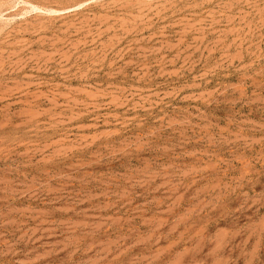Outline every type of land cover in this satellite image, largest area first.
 <instances>
[{
	"label": "rangeland",
	"instance_id": "1",
	"mask_svg": "<svg viewBox=\"0 0 264 264\" xmlns=\"http://www.w3.org/2000/svg\"><path fill=\"white\" fill-rule=\"evenodd\" d=\"M0 264H264V0H0Z\"/></svg>",
	"mask_w": 264,
	"mask_h": 264
}]
</instances>
